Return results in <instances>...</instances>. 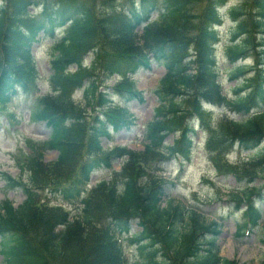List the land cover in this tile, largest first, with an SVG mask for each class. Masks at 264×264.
<instances>
[{
    "label": "trees",
    "instance_id": "trees-1",
    "mask_svg": "<svg viewBox=\"0 0 264 264\" xmlns=\"http://www.w3.org/2000/svg\"><path fill=\"white\" fill-rule=\"evenodd\" d=\"M229 1L139 0L135 6L136 0H3L0 106L36 88L30 51L38 33L53 37L55 28L67 23L68 29L50 62L52 93L38 101L33 113L49 130V139L30 151L20 167L26 182L5 177L25 199L17 207L8 200L0 203L1 264H127L122 236L137 246L139 264H238L219 256L217 222L172 200L162 205L164 182L155 174L158 165L171 159L190 162L192 122L197 119L208 132L209 162L220 176L241 185L227 194L235 209L245 204L246 219L236 226L237 236L259 225L262 212L256 199L264 203V0H235L226 11L233 22L226 47L230 60L254 58L251 67L229 70L239 92L246 91L234 100L221 94L214 54L220 9ZM30 7H40L38 17L29 13ZM153 13H159L154 20ZM153 63L164 66L166 74L155 91L158 107L145 128L143 151H104L100 139L109 137V129L118 132L131 124L127 109L114 105L113 98L143 103L132 77ZM115 75L116 83L107 86ZM80 89L84 106L72 100ZM203 103L226 105L242 119L226 118L209 129ZM87 108L99 114L89 115ZM171 134L177 137L167 146ZM235 146L257 154L229 164L225 155ZM45 150H56L57 159L44 162ZM118 160L121 168L109 181L86 189L93 172L110 170ZM257 180L263 183L255 186ZM46 191L75 204V213L52 205ZM132 222L140 229L136 234L130 233Z\"/></svg>",
    "mask_w": 264,
    "mask_h": 264
},
{
    "label": "rangeland",
    "instance_id": "rangeland-1",
    "mask_svg": "<svg viewBox=\"0 0 264 264\" xmlns=\"http://www.w3.org/2000/svg\"><path fill=\"white\" fill-rule=\"evenodd\" d=\"M1 4L3 0L0 1ZM139 0L135 5L138 6ZM30 9V14L38 17L36 10ZM222 14L221 24L217 27L219 33V43L217 44L216 68L217 80L221 85V94L227 99L234 100L238 96H242L246 91H240L237 87V81L229 77V70L235 65L231 62V54H227L225 48L230 43V29L232 21L225 8L220 10ZM157 14L152 15V19ZM65 27L56 28L54 31L55 44L51 46L53 39L48 36L44 37L43 33L38 38H42L40 43H34L31 53L35 58V65L38 72L37 86L33 92L29 94L19 93L7 104L0 106V203L8 200L14 207L22 204L25 199L24 193L18 189L9 188L5 182V177L21 178L26 182L27 176L21 170L26 156L30 151L40 148L49 139V130L45 127L43 121L33 119V113L36 112L38 101L46 94H51L49 84L50 62L56 56V43L63 39L66 33ZM140 33V31H139ZM56 46V47H55ZM90 61V56H86L85 65ZM251 60L238 62L237 66H250ZM74 69V68H73ZM166 74V68L161 65L152 64L148 70L140 69L134 75L133 80L137 90L143 93L144 101L139 104L136 101L125 102L116 97L112 103L119 107L127 109L131 124L124 129L114 132L109 129V137H103L100 144L103 150L108 151L114 147H126L135 152L143 151V147L147 143L145 140V128L152 121L155 110L158 107V98L156 89L158 88L161 78ZM116 79L112 78L107 85L113 86ZM104 90L100 88V92ZM238 92V93H237ZM76 105L84 106L82 90L76 91L72 95ZM73 100V101H74ZM205 118L207 119L208 128H215L217 123L225 117L232 119H240L241 116L225 105H217L215 107L204 106ZM89 115H97V109L87 108ZM195 133L191 135L193 151L191 161L186 162L182 159H171L163 164L158 165L159 171L156 175L160 176L164 182L165 196L162 198V205L165 206L169 200L175 204L179 203L187 206L189 209L199 210L208 222H217L219 234L216 236V246L218 254L222 258L235 260L238 264H264V203L260 199H256V208L262 212V218L259 225L251 232H247L245 236L238 237L236 226L242 224L245 219V204L240 209H235L228 201V192L235 189L238 185L231 176H220L213 168L208 160L205 150V141L207 137L206 128L201 129L197 122L194 123ZM176 136L169 135L166 137L164 144L169 146L173 143ZM33 144V145H30ZM33 146L34 148H30ZM43 160L47 163L55 161L58 157L56 150H45L43 152ZM256 150L250 152H241L234 150L227 156L230 163L239 164L242 161L254 158ZM121 168V162L117 161L112 164V170H97L90 176L87 190L93 188L99 181H109L112 171L118 172ZM263 183L257 180L255 186ZM264 192V188L262 189ZM47 198L51 200L52 205L62 206L65 210L76 211L75 204L63 199L62 195H50L45 192ZM140 231L136 222H132L130 232L136 234ZM129 237L122 236L124 254L127 264H139L142 257L136 245L129 243ZM0 254V264H1Z\"/></svg>",
    "mask_w": 264,
    "mask_h": 264
}]
</instances>
